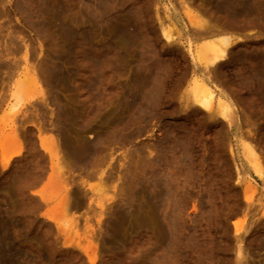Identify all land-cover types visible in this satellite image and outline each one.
<instances>
[{"label":"rangeland","instance_id":"1","mask_svg":"<svg viewBox=\"0 0 264 264\" xmlns=\"http://www.w3.org/2000/svg\"><path fill=\"white\" fill-rule=\"evenodd\" d=\"M213 3L39 0L38 9H62L68 20L81 14L88 25L82 42L92 59L80 56L85 64L76 66L78 55L66 52L67 42L53 29L42 35L29 24L28 0H0V264H91L83 250L87 235L98 243L95 264H153L167 252L168 264H264V179L246 149L258 143L264 155V115L235 101L231 91L251 97L248 71L241 69L249 64L236 57H264V28L226 32L239 39L231 49L234 63L223 62L224 74L214 76L208 64L219 35L193 32L211 19ZM94 45L105 54L99 65ZM14 63L17 70L10 69ZM27 64L43 88L31 82ZM54 64L79 74L81 94L72 82H43L41 69ZM208 73L214 113L194 107L191 91L193 79ZM225 94L233 104L231 125L216 110ZM55 95L79 117L85 101L93 104L95 119L66 133L73 157L60 151L65 134L58 132ZM75 136L103 142L87 167L77 161ZM64 161H72L70 173L58 167ZM153 216L172 234L169 247L154 249Z\"/></svg>","mask_w":264,"mask_h":264},{"label":"bare ground","instance_id":"2","mask_svg":"<svg viewBox=\"0 0 264 264\" xmlns=\"http://www.w3.org/2000/svg\"><path fill=\"white\" fill-rule=\"evenodd\" d=\"M211 1H214L213 6L211 7L214 10L212 9V12L209 16L211 19L204 20V21H201L200 23H198L196 28L193 29V32L195 33L194 35L197 38L205 37V36L219 35L216 39L212 40V44H211V52L212 53H211V56L209 58L208 66L211 67L210 70L213 71L214 76H220L221 74L222 75L224 74L220 70L221 64L223 62H227V64L228 63L231 64L234 61L235 56L233 55L234 52L231 49L233 48L232 46L237 42V40L239 42V39H237L231 35H228L226 32H229L231 30L244 29V28L256 27V26L264 28V0H211ZM38 2H39V0H28L29 7H28V9H26V16H27L29 24L33 25V27L36 28V31L39 34L41 33L42 35L49 32L50 29H53L54 32L60 38H62L65 42H67L66 52H68V53L74 52L78 55V57L76 58V66L77 65L78 66L84 65L85 63L82 62L81 58H79V57L84 56L86 54V52H88V50L90 49L87 46V44H85V45L89 49L87 47H85L83 45V42H82V39L86 38L89 34V28H88V25H86V23L84 22V18L81 16V14L76 13V14H74V16L71 19L68 20L66 17L65 18L63 17V14H62L63 10L62 9H61L62 10L61 11L59 9L56 10V9L52 8L55 11L47 12L48 11L47 10L46 12H44L41 9L37 8ZM57 3H55V4H57ZM55 4H53V6ZM59 5H61V4H59ZM49 11H51V9H49ZM208 11H210V10H208ZM224 33H226V34H224ZM121 41L124 42L123 39H120V42ZM25 47H26V55H25L24 61L28 62L29 44L26 43ZM90 47L93 48V46H90ZM99 47H100L99 45L97 47L95 46V48H98V49L93 48L94 51H92L94 54H95V52L99 53V54L95 55L98 57H94L96 65H99L105 61V58L103 57L105 54L101 53V52H103V50H102V47L100 48L101 50L99 49ZM90 51H91V49H90ZM259 54H260V52H259ZM86 55L88 56L87 58H89V60H90L91 56H89L88 54H86ZM237 57H239V58H237ZM237 57H236V59L249 64L248 66L246 65L247 67L245 65L242 66L241 69H243V70L245 69L244 72L248 71L247 72L248 75H247L246 79L250 85V91L249 90L248 91H249V95L251 97H249V99H247L246 94L244 92H241L242 89L240 90V88H238V89L234 88L231 91L234 95V98H236L235 101L237 100V102L240 104H243V106L246 105L245 108L248 106L247 109L250 107L252 109L251 111H253L254 113L260 112L262 115H264V108L262 106L264 104V57L260 58V55H258V54H249V53L248 54L245 53L244 57L241 55H239ZM59 59H61V57H59ZM93 61H94V59H93ZM82 63H84V64H82ZM9 66H10L11 70H17V68L20 67L19 63H14L13 65H9ZM27 66H28V64L26 65V68H25V69H27V72L31 71V67L29 66L30 70H28ZM51 68L53 70H51ZM234 68H232V69H234ZM236 70H238V69H236ZM41 71H42V74L44 77L43 82H45L46 84L51 85V83L54 82V83L61 84L63 87H68V83L72 82L75 85L78 93L81 94V85H80V81H79L80 76H78L79 74L76 75V73L73 70L70 72L68 69H65L64 66L54 64V65H52V67H50V69L48 67L44 66L41 69ZM31 72L33 73L32 75L29 74L30 72L28 73L29 79L32 80L31 82H35L36 84H38L40 87L43 88V86L41 84L42 79L40 80V77H39V75H37L36 71H34V68H33V71H31ZM239 74H240V72H239ZM25 75L27 76V74H25ZM245 83L246 82H244V84ZM237 86H238V84H237ZM241 86H243V87L245 86V85H243V82L240 85V87ZM234 87H236V86H234ZM232 88H233V85H232ZM43 90H42L43 94H46L47 93L46 91H48L46 89L45 90L46 93H44ZM191 91L193 93V100H194L193 104H195L194 107H196L197 109H200L202 111L208 112V113H214V111H215L214 99L216 97V90L212 85V77L210 76L209 73L207 76L205 75V77L194 78L192 81ZM53 97H54V101H56L58 103V108H59V110L57 111L58 112V120H57L58 132H60L61 135L65 134V136L62 135L63 139H64V143L63 142H62L63 144L61 143L62 148H64V150H62L61 147H60L61 150L58 148L60 144L59 145L57 144L58 146H56V145L55 146L60 151L66 152L63 154H65V155L67 154L68 156L73 157L74 156L73 150H71L70 144L68 143V142H70V141H68V140H70L69 139L70 137L68 138L67 134L69 132L71 133V131L73 130V127L76 128L77 126H79V128H77L76 130H80L82 125H85V123H87V122L89 123L91 121V119H95L96 116L91 117V115H90L91 114L90 110L92 109L93 104L90 101H85L84 106H83L84 112L82 111L83 113H81V115L79 114L81 116V117H79L77 112L70 111L69 109H67V107H65L63 104H61L60 99L57 95H55ZM46 98H48V97L45 96L44 99H46ZM232 105L233 104H232L231 99L229 98L228 95L225 94V95L221 96V98L218 99V105L216 108V110L218 111L217 113L220 114L219 116H221L222 119L228 120L230 125L232 124L233 120H231V118L228 114V110H231ZM119 107L121 108V106H119ZM215 115H216V113H215ZM37 126L38 125H36V127ZM37 129L42 133L44 131H46V129H44L40 125H39V128H37ZM79 132H76V133L78 134ZM256 132H257V130H256ZM262 135H264V134H262ZM14 136H15V139L17 140L18 135L15 134ZM82 137L81 136L79 138H77L76 136L74 137L78 141V147H79V150L77 152H75V154H76L77 161L82 166L87 167V166L92 164L93 159L96 158V155L102 151L104 146H103L102 140H100V139L94 143H91L89 141H86V139H83ZM16 140H15V142H16ZM113 140H118V139L114 138ZM261 141L264 142V137H261ZM17 142H18V140H17ZM52 142L55 143L54 139H52ZM58 142H56V143H58ZM257 144H255V145H257ZM51 145H54V144H51ZM253 145L246 147V149L248 151L249 161L251 162L252 167L255 169L256 174L260 178L264 179V155L261 154V152H259V150H258L260 145H257L258 148L255 145L254 146ZM53 148L54 147H52V149L51 148L50 149L54 150ZM59 150L58 151L56 150L57 151L56 155L59 152ZM59 160H61V159H59ZM3 161H4L5 167H7L10 163L9 158H6V157L3 159ZM64 162H66V161H64ZM64 162H62V163L64 164ZM58 163H61V162H58ZM67 163H68V166H67ZM63 164L58 165V167L61 166L59 168H60V170H63L64 173H67V172L70 173L73 170L72 161H70V162L68 161L65 163L67 168L63 167ZM63 168H65L66 171ZM238 168H236V169H238ZM239 169H241V167ZM239 171H237V173ZM245 198L248 201L249 205H251L250 204V198L247 195ZM155 201L157 202V200H155ZM147 204H145V205L147 206ZM149 205L152 206V203ZM149 205L147 207H151ZM159 206H160V204H159ZM156 207H157V205H156ZM151 211H152V209H151ZM147 212L151 213L150 209H148ZM153 218H154V216H153ZM155 218H154V220H155ZM159 218L160 217L158 216V218H156L155 221L153 220V222H151L152 221L151 219H150V221L148 219V221L150 222V225H151V223H153V244H154V249H156V250L160 246H162L163 244H166V246L169 247V245L172 244V240L174 239L172 234L166 231V226L164 225L163 221ZM125 219L122 218V219L118 220L116 222V224H118V225L121 224L123 221H126ZM127 221H128V218H127ZM145 221H146V223L148 222L147 220H145ZM145 221H143L142 223L144 224ZM148 225H149V223H148ZM116 227H119V226L116 225ZM151 227H152V225L149 228H151ZM113 230H115V228H113ZM119 233H121L120 230H119ZM119 233H117V231H116V234H119ZM236 233H238L237 229H236ZM119 237H118V239H119ZM84 238H85V240H87L88 244L85 247H83V250H84L85 254L87 255V257L89 258V261L91 262V264H95L97 261V258H98V251H99L98 243H97V241H93V239H94L93 235H87ZM110 238H112V237H110ZM113 240H117V239H113ZM5 243H6V241H5ZM13 254H14V252H13ZM165 255L166 256H164V257L163 256L162 257L157 256L153 260V264H168L170 262L168 252ZM15 258H16V256H15ZM3 260H4V258H3ZM5 264H16V262L14 259H10Z\"/></svg>","mask_w":264,"mask_h":264}]
</instances>
